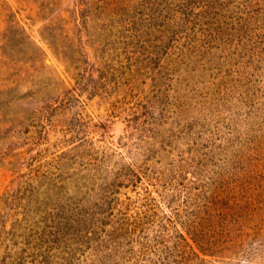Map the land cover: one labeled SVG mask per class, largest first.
Segmentation results:
<instances>
[{
    "label": "rangeland",
    "instance_id": "rangeland-1",
    "mask_svg": "<svg viewBox=\"0 0 264 264\" xmlns=\"http://www.w3.org/2000/svg\"><path fill=\"white\" fill-rule=\"evenodd\" d=\"M91 1L0 0V264H264V0L159 51Z\"/></svg>",
    "mask_w": 264,
    "mask_h": 264
},
{
    "label": "trees",
    "instance_id": "trees-1",
    "mask_svg": "<svg viewBox=\"0 0 264 264\" xmlns=\"http://www.w3.org/2000/svg\"><path fill=\"white\" fill-rule=\"evenodd\" d=\"M102 0L97 6V11L102 10L101 14H98L99 22L106 23L108 31L114 36L117 32L118 35L127 38V50L130 48V41L136 39H143L146 43V39L152 41L155 45H158L157 51L165 47V40L169 37V34L182 24V18L188 14L190 6L189 4L179 3V0ZM84 2V3H83ZM86 2V3H85ZM77 5L82 8V17L84 21L89 20L90 11L95 9L91 0H77ZM101 5V7H100ZM92 7V8H91ZM89 11V12H88ZM97 46V45H95ZM100 46V45H98ZM91 48V47H90ZM127 54V53H126ZM125 54V55H126ZM60 57L66 63V65H78L71 63L66 54H61ZM85 65H90L89 58H84ZM103 62H107L105 58ZM133 60L132 58H129ZM102 64V63H101ZM80 65V64H79ZM78 69L74 68V71ZM77 88L82 84L83 77L80 79V73L77 74ZM80 89V88H78ZM182 237V240L186 243L187 247L189 243ZM193 254L199 257V255L190 247Z\"/></svg>",
    "mask_w": 264,
    "mask_h": 264
}]
</instances>
